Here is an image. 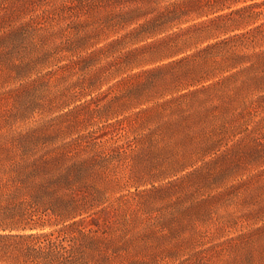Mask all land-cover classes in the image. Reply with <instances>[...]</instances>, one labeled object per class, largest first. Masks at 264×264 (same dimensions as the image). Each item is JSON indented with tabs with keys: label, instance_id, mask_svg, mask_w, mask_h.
<instances>
[{
	"label": "trees",
	"instance_id": "16d2710c",
	"mask_svg": "<svg viewBox=\"0 0 264 264\" xmlns=\"http://www.w3.org/2000/svg\"><path fill=\"white\" fill-rule=\"evenodd\" d=\"M0 29L7 91L27 96L55 78L63 84L48 102L72 116L42 138L46 150L0 152V264H168L181 247L195 250L212 234L203 224L235 186L228 180L264 172V0H0ZM38 31L48 44L43 57L16 58ZM163 56L175 57L142 67ZM43 58L56 66L30 76ZM168 66L171 76L157 79ZM78 92L90 95L82 114L69 107ZM28 101L19 117L36 107ZM60 135L71 136L56 144ZM139 146L215 152L204 163L221 167L186 172L201 174L203 185L163 202L170 210L160 217L155 201L126 205L107 170L120 152ZM191 158L176 157L172 169L184 170ZM249 164L262 166L250 172ZM201 245L197 253L212 246Z\"/></svg>",
	"mask_w": 264,
	"mask_h": 264
},
{
	"label": "rangeland",
	"instance_id": "374dc122",
	"mask_svg": "<svg viewBox=\"0 0 264 264\" xmlns=\"http://www.w3.org/2000/svg\"><path fill=\"white\" fill-rule=\"evenodd\" d=\"M39 31L31 37L33 43L28 42L26 46L20 47L24 49H18L15 53L16 58L37 60L43 57L44 49L48 44L42 43ZM1 32L2 29H0ZM174 57H157L143 64L142 67L168 63ZM50 58L46 60L43 58L42 65H37L30 76H34L37 71H42L43 73L50 68H54L56 64ZM138 68L134 69L137 70ZM172 70L169 66L166 69L163 68L161 70L162 74H159L157 79L160 77L169 78ZM5 75L6 70H1L0 152H42L46 150L48 145L42 141V138L46 137V140L48 138L47 135L53 129H63L65 122H67L66 120L72 118L71 115L60 116L66 107H56L55 103H53L54 105H50L48 102L49 98H53L55 90L61 88L63 83L55 78H51L46 90L28 92L27 97L21 93L7 91L8 86L12 85V83H5ZM113 81L112 79L103 83L100 88L93 89L90 95H98L99 92L107 89L108 85ZM122 87H112L103 92L101 98L104 99L106 96L113 95L121 90ZM90 95L81 92L76 93L72 97L69 107H77V110L81 114L86 112L87 107L82 105ZM29 98L37 103L36 107L32 113L28 112L27 116L19 117L18 110H22L21 108L24 107L28 108ZM26 129H28L29 134L23 139L21 134ZM70 136L66 135L65 138H62V135H60L58 137L59 140L57 139L54 142L56 144L61 143L62 140L69 139ZM129 136L131 137L132 135L129 134ZM124 139L125 136H121L120 140ZM17 140H27L26 146L23 148ZM25 147H29V150L26 151ZM74 152L88 151L75 149ZM238 153V157L242 161H246V152ZM183 154L185 156L188 154L192 156L189 165L184 170L172 169L171 165L175 158ZM214 154L215 152H141L139 146L134 150H128L122 154L120 152L115 159L111 160L112 162L109 164V168L107 167V170L110 176L116 179L115 186L118 188V191L115 193L124 194V197L128 199L125 202L126 205L130 204L129 200H131L135 202L132 206L138 204L142 208V205H145L147 201H155L160 206V212L157 211V215L162 217L164 214L168 215L170 210L169 208L164 209L161 206L163 202L169 199L174 200L183 191L198 189L203 185L202 181H200L201 174L187 176L185 175L186 172L199 165H201L202 173L207 171L212 173L221 167L219 163H214L212 166L208 165V168L205 165L204 160ZM259 165L252 164L250 166L249 164L247 167L252 172L260 169L262 165ZM239 181V175L227 181L228 184L230 183L235 186L220 196L214 204L215 210L208 217V221L203 224V226L207 225L209 227L212 234L203 239L201 238L195 250L180 246V253L174 260H169L168 264L184 260L186 257H188V261L185 260L184 264H264V172L251 176L246 182L238 183ZM219 190L220 188L212 189L210 192L203 190L199 191L198 195L201 198L208 193L213 194ZM184 220V218L183 220L181 219L183 223L186 222ZM177 243V239L173 238L172 244L176 245ZM166 245H170V241H167ZM200 245L202 247L207 245L212 246L204 252V255L203 252H196V249ZM190 255L191 258H189Z\"/></svg>",
	"mask_w": 264,
	"mask_h": 264
}]
</instances>
